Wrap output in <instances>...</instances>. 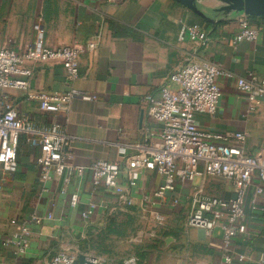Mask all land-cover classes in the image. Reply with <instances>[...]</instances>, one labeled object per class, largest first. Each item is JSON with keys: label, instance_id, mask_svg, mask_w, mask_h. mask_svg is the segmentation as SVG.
<instances>
[{"label": "crops", "instance_id": "0c3cea01", "mask_svg": "<svg viewBox=\"0 0 264 264\" xmlns=\"http://www.w3.org/2000/svg\"><path fill=\"white\" fill-rule=\"evenodd\" d=\"M218 0H196L195 11L175 0H0V48L23 53L35 42V24L41 20L46 47L57 49L77 45L85 48L96 36V50H84L79 58L81 77L67 80L66 70L54 60L28 63L29 88L36 92L64 93L71 88L96 95L94 101L74 99L68 112L44 113L26 91L9 95L20 117L35 124H57L70 137L66 152L73 165L89 166L93 161L120 160V150L133 155L144 144L159 142L161 123L147 114L144 98L160 96L174 69L184 63L211 61L235 76L252 71L264 77V18H251L259 30L255 42L243 41L236 47L242 15L218 12ZM183 25L197 26L206 41L180 40ZM221 97L214 116L199 114L200 131L212 134H246L245 150L254 157L264 156V99L257 112L248 113V102L236 88L235 79H222ZM39 151L24 139L18 153V170L5 174L0 168V264H43L59 252L101 260L100 264H221L222 233L211 234L188 227L186 216L195 188L206 194L229 199L235 189L231 181L207 177L193 179L164 199L144 201L161 183L152 171L139 169L135 187L123 177L119 187L92 194L90 172L80 182L79 205L71 207L70 193L59 184H48L42 192L35 159ZM128 195L127 205L118 195ZM247 197L245 230L234 236L231 249L246 254L243 264H259L264 255V197L252 210ZM178 199V204L174 200ZM89 203L98 206L88 219L82 212ZM32 214L43 218L32 224L30 246L16 256L12 245L3 246L16 232L13 221ZM135 218L129 221L130 218ZM135 222V225L132 223ZM128 228H123L124 225ZM139 230L133 231L135 228Z\"/></svg>", "mask_w": 264, "mask_h": 264}, {"label": "built area", "instance_id": "2783aa9c", "mask_svg": "<svg viewBox=\"0 0 264 264\" xmlns=\"http://www.w3.org/2000/svg\"><path fill=\"white\" fill-rule=\"evenodd\" d=\"M118 0H107L116 3ZM128 1V0H125ZM240 31L233 40L236 47L243 41L255 42L258 28L251 18L242 15L239 19ZM35 42L26 47L23 53L15 49L0 48V168L5 174L14 175L18 170V153L22 138L34 150L39 151L35 162L39 170L42 192H49L48 184L58 183L59 191L70 193L72 208L79 205L80 182L86 172H90L92 194L107 193L120 185L123 177L128 185L135 187L139 181V169L152 171L161 179L160 185L143 197L144 201L155 202L177 191L193 179L207 177L223 178L234 185L235 195L225 199L206 194L202 188H195L191 195V208L186 216V225L198 228L207 234L215 230L222 233L221 264H243L250 260L246 254L235 253L231 243L245 227V205L250 190L253 191L250 205L258 210L257 200L264 197V156H251L244 148L246 134H212L200 131L196 117L199 114L214 116L221 97L219 83L222 79H235L238 92L248 102V113L257 112L264 99V77L249 71L235 76L221 65L211 61L188 62L177 66L168 82L160 89V96L147 95L144 104L147 114L161 123L159 142L141 145L133 155L126 156V149L120 150L119 161L96 160L89 166L70 163L71 156L66 152L70 137L57 124H35L26 117H20L13 105L9 92L26 91L28 99L37 101L44 113L68 112L71 102L80 98L94 101L96 95L71 88L64 93H44L30 90L29 77L32 72L28 63L54 60L66 70L67 80L74 82L81 77L80 55L84 50L94 51L99 46V36L93 38L85 48L77 45L51 49L45 46L44 29L41 20L35 24ZM188 34L190 39L206 41L207 34L197 26L183 25L180 40ZM127 205L132 206L128 195H118ZM175 199L174 203L178 204ZM98 206L89 203L82 212L88 219ZM43 218L32 214L28 219L13 221L16 232L6 239L3 246L12 245L16 256L24 255L30 246L32 224H41ZM93 264L102 261L90 256ZM130 258L127 264H135ZM43 264H79L78 256L69 252H59ZM264 264V255L259 259Z\"/></svg>", "mask_w": 264, "mask_h": 264}, {"label": "water", "instance_id": "95a60500", "mask_svg": "<svg viewBox=\"0 0 264 264\" xmlns=\"http://www.w3.org/2000/svg\"><path fill=\"white\" fill-rule=\"evenodd\" d=\"M184 7L196 10L194 3L196 0H175ZM223 3L218 12L234 15H246L249 18H264V0H218ZM79 264H93L87 260V255L78 256Z\"/></svg>", "mask_w": 264, "mask_h": 264}, {"label": "rangeland", "instance_id": "374dc122", "mask_svg": "<svg viewBox=\"0 0 264 264\" xmlns=\"http://www.w3.org/2000/svg\"><path fill=\"white\" fill-rule=\"evenodd\" d=\"M133 219L135 220V218H132V217H131V218L129 219V221H133ZM132 224L135 225V222H133ZM134 227H135V226H134ZM126 228H128V226L125 224V225L123 226V228H120V231H121V229H124V230H125ZM135 230H139V228H136V227H135V228L133 229V231H135Z\"/></svg>", "mask_w": 264, "mask_h": 264}, {"label": "trees", "instance_id": "16d2710c", "mask_svg": "<svg viewBox=\"0 0 264 264\" xmlns=\"http://www.w3.org/2000/svg\"><path fill=\"white\" fill-rule=\"evenodd\" d=\"M251 20H252V19H251ZM23 139H24V138H22L21 144L23 143ZM24 141H25V140H24ZM21 144H20V149H21ZM20 149H19V151H20Z\"/></svg>", "mask_w": 264, "mask_h": 264}]
</instances>
